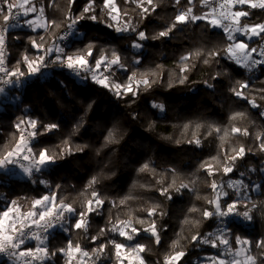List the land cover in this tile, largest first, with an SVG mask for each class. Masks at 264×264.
Returning a JSON list of instances; mask_svg holds the SVG:
<instances>
[{
  "label": "clouds",
  "instance_id": "clouds-1",
  "mask_svg": "<svg viewBox=\"0 0 264 264\" xmlns=\"http://www.w3.org/2000/svg\"><path fill=\"white\" fill-rule=\"evenodd\" d=\"M0 264H264V0H0Z\"/></svg>",
  "mask_w": 264,
  "mask_h": 264
},
{
  "label": "snow or ice",
  "instance_id": "snow-or-ice-1",
  "mask_svg": "<svg viewBox=\"0 0 264 264\" xmlns=\"http://www.w3.org/2000/svg\"><path fill=\"white\" fill-rule=\"evenodd\" d=\"M71 63V62H70Z\"/></svg>",
  "mask_w": 264,
  "mask_h": 264
}]
</instances>
